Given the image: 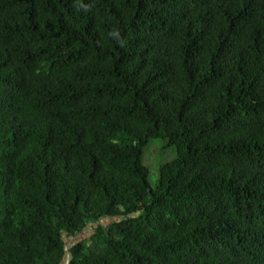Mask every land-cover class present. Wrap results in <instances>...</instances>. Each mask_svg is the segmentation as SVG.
Masks as SVG:
<instances>
[{"label": "trees", "instance_id": "trees-1", "mask_svg": "<svg viewBox=\"0 0 264 264\" xmlns=\"http://www.w3.org/2000/svg\"><path fill=\"white\" fill-rule=\"evenodd\" d=\"M63 261L264 264V0H0V264Z\"/></svg>", "mask_w": 264, "mask_h": 264}, {"label": "rangeland", "instance_id": "rangeland-1", "mask_svg": "<svg viewBox=\"0 0 264 264\" xmlns=\"http://www.w3.org/2000/svg\"><path fill=\"white\" fill-rule=\"evenodd\" d=\"M162 142L163 141L159 139L150 141L143 158L144 164L150 170L149 183L151 184V187L156 185L159 167L173 158V150L167 148ZM90 232V228H86L81 232V234L78 235L77 239L82 240L87 238L90 235ZM65 240L68 244H71L73 241H75V238L65 236Z\"/></svg>", "mask_w": 264, "mask_h": 264}, {"label": "water", "instance_id": "water-1", "mask_svg": "<svg viewBox=\"0 0 264 264\" xmlns=\"http://www.w3.org/2000/svg\"><path fill=\"white\" fill-rule=\"evenodd\" d=\"M95 226H93V228H94ZM65 261L67 260V258L66 259H64ZM65 261H63V263L62 264H65Z\"/></svg>", "mask_w": 264, "mask_h": 264}, {"label": "clouds", "instance_id": "clouds-1", "mask_svg": "<svg viewBox=\"0 0 264 264\" xmlns=\"http://www.w3.org/2000/svg\"><path fill=\"white\" fill-rule=\"evenodd\" d=\"M113 35H118V33H113Z\"/></svg>", "mask_w": 264, "mask_h": 264}, {"label": "bare ground", "instance_id": "bare-ground-1", "mask_svg": "<svg viewBox=\"0 0 264 264\" xmlns=\"http://www.w3.org/2000/svg\"><path fill=\"white\" fill-rule=\"evenodd\" d=\"M67 258V257H66Z\"/></svg>", "mask_w": 264, "mask_h": 264}]
</instances>
